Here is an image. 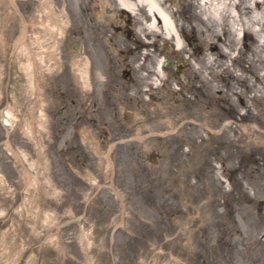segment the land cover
I'll list each match as a JSON object with an SVG mask.
<instances>
[{"label": "rangeland", "instance_id": "1", "mask_svg": "<svg viewBox=\"0 0 264 264\" xmlns=\"http://www.w3.org/2000/svg\"><path fill=\"white\" fill-rule=\"evenodd\" d=\"M181 1L178 51L115 0H0V264H264V47Z\"/></svg>", "mask_w": 264, "mask_h": 264}, {"label": "bare ground", "instance_id": "2", "mask_svg": "<svg viewBox=\"0 0 264 264\" xmlns=\"http://www.w3.org/2000/svg\"><path fill=\"white\" fill-rule=\"evenodd\" d=\"M115 1L120 8L135 16H138L139 10H143L144 13L137 19L145 31L159 38L173 40L174 47L178 51L185 49L180 37L181 30L177 16L179 12L177 8L182 3L181 0ZM196 2L199 15L195 19L199 23L210 20L221 25L220 34H232L235 38V45L241 40L240 33H245L255 38L259 46L264 47V0H196ZM242 11L248 13L250 18L243 20ZM223 25L226 26L225 29L222 28ZM192 29L196 32L199 30L195 25ZM231 51L232 49L225 52L230 53Z\"/></svg>", "mask_w": 264, "mask_h": 264}, {"label": "water", "instance_id": "3", "mask_svg": "<svg viewBox=\"0 0 264 264\" xmlns=\"http://www.w3.org/2000/svg\"><path fill=\"white\" fill-rule=\"evenodd\" d=\"M168 62H169V60L166 61V63H168Z\"/></svg>", "mask_w": 264, "mask_h": 264}, {"label": "flooded vegetation", "instance_id": "4", "mask_svg": "<svg viewBox=\"0 0 264 264\" xmlns=\"http://www.w3.org/2000/svg\"><path fill=\"white\" fill-rule=\"evenodd\" d=\"M108 11H110L109 9H108ZM122 13V12H121ZM123 14V13H122Z\"/></svg>", "mask_w": 264, "mask_h": 264}]
</instances>
